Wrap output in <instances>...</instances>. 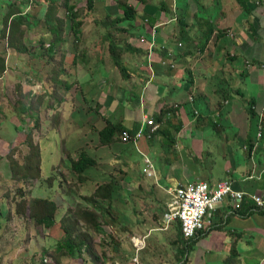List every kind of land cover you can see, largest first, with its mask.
<instances>
[{"label":"crops","instance_id":"0c3cea01","mask_svg":"<svg viewBox=\"0 0 264 264\" xmlns=\"http://www.w3.org/2000/svg\"><path fill=\"white\" fill-rule=\"evenodd\" d=\"M79 1L0 0V157L16 148L21 162L30 133L41 149L40 179L14 177L9 159L0 165V264H53L68 196H61L64 214L53 228L18 212L21 200L40 199L34 186L51 178L61 189L70 184L62 172L61 179L43 178V136L55 141L59 133L60 140L86 146L88 133L99 134L108 122L135 134L145 118L160 119L153 138L125 143L152 156L153 187L168 193L191 182L230 180L247 196L264 195V0H131L132 21L122 20L118 0L93 9ZM77 118L86 125L82 138L78 128L76 138L70 135ZM114 156L120 161L121 153ZM254 207L248 197L235 214L226 201L209 232L188 242V248L201 244L197 264H208L204 249L213 260L236 251L240 264L263 263L264 212ZM159 229L149 238L152 231L170 234ZM149 238L138 263L134 251V264H182L179 233L154 243L160 253L150 251ZM76 260L64 257L61 264Z\"/></svg>","mask_w":264,"mask_h":264},{"label":"rangeland","instance_id":"374dc122","mask_svg":"<svg viewBox=\"0 0 264 264\" xmlns=\"http://www.w3.org/2000/svg\"><path fill=\"white\" fill-rule=\"evenodd\" d=\"M104 1L105 3L108 2V0H95V5L101 8ZM130 1L131 0H118L119 3L123 4H129ZM79 3L86 4V0H80ZM1 21L2 19L0 18V26L3 23ZM78 96L77 94V97H75L76 100ZM78 100L82 102V99L78 98ZM48 102H51V100H48ZM85 114L86 112L83 108L80 112V117L83 119V115ZM81 118H77L78 120L76 123L80 126H76V129L70 134L72 138L78 136V129L80 132L79 138L84 136L83 129L86 128V125L82 124ZM91 118L96 119L94 122L92 121V124H94L95 127H100V122L97 120L96 116L93 115ZM76 123L74 125H77ZM88 135L89 138L86 140L88 144L86 146L85 142L80 140L76 141L75 144L67 143V141H64L66 138L60 140L59 133L55 135V141L51 135L48 138L43 136L40 139L43 148V178L47 179L53 174L59 176L62 172L66 175V178L70 180V184H65L64 181V186L61 189L58 179L51 178L52 182L40 183V185L33 187V197L36 195L37 198L49 199L60 205L61 196L65 197V195H67L70 200L69 204L73 208L71 210L72 214H81L82 211L80 209L90 210L92 212L98 211L100 213L99 222L102 224L104 230L102 234L93 231L91 222L87 224L81 222L80 229L91 235L94 241V248L98 251V254H101L105 248L107 258L114 261L115 254L111 252L110 249L112 245L118 246V252L120 253L122 251L134 253L133 237L148 236L151 229H159V227L162 226L164 214L168 209L170 196L165 190L158 188L157 185L153 187V185L156 184L155 177H153L154 179H149L142 173L145 165L143 152H138L136 147L121 142V138L118 139L119 142L116 145L101 148L102 145L99 142L98 134L88 133ZM74 141L75 140H72V142ZM88 145L90 146L87 147ZM83 152L93 157L97 163L80 178L78 174L72 171L70 165L71 161L78 160ZM114 152L121 153L120 161H115ZM150 157L153 159L152 156ZM7 159H9L8 156H1L0 165L6 163L5 160ZM155 170H157L156 166ZM59 178L61 179V176H59ZM114 181L117 182L114 183ZM118 181L119 185L117 186L116 183H118ZM99 184H102V188H105L103 193L108 191L110 185H115L116 190L113 199L108 196L104 197L100 194L98 197L95 195V189ZM154 188L156 189L154 190ZM17 194L22 195V192L18 191ZM90 199H93V201H90ZM7 205L8 203L6 202L4 208H7ZM58 211L56 217L60 220L64 214L63 207H60ZM168 233L170 234L164 235L157 231L151 232L150 235L152 237L149 238L148 236V238L149 242L153 245V249L150 250L152 253H160L158 248L156 250L154 243L159 239H173L178 233L177 228L172 226ZM60 236L61 234L58 235V237ZM180 244L182 247L185 246L183 240ZM200 249L201 244L197 243L195 246L188 249L190 253L187 254V264H197L196 260L200 258ZM204 252L206 253V261L208 264H228L229 262L228 259L225 261L222 259L213 260L215 256L211 255L212 253L210 250L207 251V249H204ZM38 255L41 260L42 255ZM117 260L122 262L118 261L117 264L124 263L121 259H116V261ZM76 263L82 264V261L77 259ZM109 264L114 263L111 262ZM182 264H186L183 258Z\"/></svg>","mask_w":264,"mask_h":264},{"label":"trees","instance_id":"16d2710c","mask_svg":"<svg viewBox=\"0 0 264 264\" xmlns=\"http://www.w3.org/2000/svg\"><path fill=\"white\" fill-rule=\"evenodd\" d=\"M142 2L146 3L147 1L142 0ZM87 4L91 9H93L95 7V0H88ZM119 5L124 11V16L122 20H130V21L134 20L136 16L135 9L127 3L125 4L119 3ZM11 32H12V28H11ZM11 34L12 33H10V39H11ZM10 44H11V40H10ZM17 49H19V47H17ZM113 50H115V47L113 48L112 46L111 53L115 66H117L120 70V73L124 75L126 71L121 65L119 59L115 57ZM4 63H5V59L0 58V71L4 69ZM251 109L254 112L255 108L251 106ZM160 121H161L160 119L157 120V122L159 123ZM179 130L180 128H177V132ZM124 132H125L124 127H122L120 124H114L112 122H108L105 128L102 129L98 134L99 142L102 146H111L114 144L116 145L119 142L118 139L122 137V134ZM25 143L28 146V152H27L28 154L25 157L23 156L21 162H20L21 157L18 155V153H16V148H12L11 151H9V153L7 154L9 161L11 163L13 176L22 179H27L29 177H32L33 179L34 178L40 179L41 177L40 145L35 142L31 133L28 134V136L26 137ZM96 163L97 162L93 157H91L86 152H83L78 160L71 161L70 167L72 171L78 174V176L81 178L91 168H93L96 165ZM48 181L52 182L51 179H48ZM115 182L117 181H114V183ZM116 184L118 186L119 181ZM102 187H103L102 184L97 185L94 192L95 195L98 197V195L100 194L104 197L108 196L113 199V195L116 190L115 185L114 184L110 185L108 187V191L104 193L103 190H105V188ZM246 200L239 210L234 211L235 214H238L243 210ZM90 201H93V199H90ZM59 209H60V205L57 202L49 199H36V200L25 199V200H21L20 203L18 204V212L20 214H23V216L25 217L31 218L36 223L37 226L45 227V228H53L56 226L57 223L56 215ZM72 209L73 208L70 207L67 210L66 215L59 222L62 234L58 242L56 253L55 255L52 256L53 264H61L62 259L64 257L70 259H79L83 261V263L86 260L85 264L86 262H90L91 264H109L113 262L114 264H117L119 260L116 261V259L123 260L124 261L123 264H134L133 263L134 253L124 252V251L120 253L118 252V246L116 245H112V247L110 248L111 252H114L115 254L114 261H112L110 258H107L106 256L107 253H105L104 247H103L104 248L103 252L101 254H98V251H96L94 248V241L92 240L93 238L89 233L84 232L80 229L81 227L80 223L84 222L85 224H87L91 222L93 231L102 234L104 230L102 228V224L99 222L100 213L98 211L92 212L90 210L80 209L82 211L81 214H72L71 211ZM176 224H178L177 231L180 235V242H182L183 240L186 246V247L185 246L182 247L181 253L179 255H181V259L182 258L183 260L185 259V262L187 264L188 259L186 258V256L189 253L188 242L190 240H186L184 238L182 232V225L180 224V222ZM164 226L165 224L163 221L162 226L159 228H163ZM239 258H240V253L235 251L229 256L228 264H240Z\"/></svg>","mask_w":264,"mask_h":264},{"label":"built area","instance_id":"2783aa9c","mask_svg":"<svg viewBox=\"0 0 264 264\" xmlns=\"http://www.w3.org/2000/svg\"><path fill=\"white\" fill-rule=\"evenodd\" d=\"M145 127L149 128V131L146 132ZM160 129L161 124L155 119L148 117L145 118L140 131L135 134L124 132L121 139L123 143L132 142L138 146V143L143 138H153ZM262 132L263 127H260V136H262ZM144 158L143 174L147 178H156L154 163L148 156L144 155ZM168 193L171 199L164 215L165 226L159 230L169 231L172 226L180 222L186 240H191L200 233L209 232L215 213L228 200L233 211H235L239 210L245 200L250 197L255 203L254 210L264 212V195L247 196L245 192L234 189L233 182L230 180L219 181L216 184L191 182L187 185H178L176 188L170 189ZM147 240L148 236L133 237L136 263L139 262V254L147 248Z\"/></svg>","mask_w":264,"mask_h":264}]
</instances>
